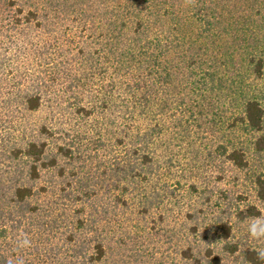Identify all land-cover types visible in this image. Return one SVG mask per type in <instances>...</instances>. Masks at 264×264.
<instances>
[{
    "label": "trees",
    "instance_id": "trees-1",
    "mask_svg": "<svg viewBox=\"0 0 264 264\" xmlns=\"http://www.w3.org/2000/svg\"><path fill=\"white\" fill-rule=\"evenodd\" d=\"M9 2H17L18 23L27 27L40 31L46 26L53 31L56 26H64L67 35L54 34L52 39L70 44L62 48L52 43L45 69L47 79L40 76L37 83L31 84V90L21 95V102L26 109L36 111L50 100L48 89L53 93L59 90L52 97L56 105L64 93L65 99L73 100L67 106L74 105L76 113L84 117L91 116L95 107L102 111V124L106 126L97 131L94 148L97 151L109 147L114 154L107 163L110 176L107 171L106 176L103 171L91 174L97 192L124 201L119 191L125 188L121 180L128 178L131 189L142 188L139 203L147 202L142 184L153 166L158 177L179 163L177 152L172 149L192 145V134H202L206 125L224 121L229 106L236 109L229 108L225 115L230 136L221 148L223 162L248 172L254 196L264 208V174L251 166L248 149L234 140L240 131L251 137V150L264 149V137L255 135L263 127V95L254 83L264 76V0H242L245 3L241 12L234 11L238 5L231 0ZM229 8L231 14L225 18L223 12ZM47 49L39 51L46 54ZM105 74L106 84H96L97 93L91 100L97 103L83 105L84 91H94V87H89L92 78H103ZM56 84L60 85L58 89H54ZM52 129L50 123H37L35 137L22 140L9 151L8 157L15 162L9 168L15 170L0 172V241L1 237L5 240V244H0V264L11 262L8 255L14 256V251L10 249L7 254L6 249L11 246L15 229L26 225L32 239L37 237V263L27 264H42L40 261L49 259V264H103L107 245L96 231L94 207L89 208L87 216L83 207L75 206L72 219L58 212V205L51 206L53 202L42 199L60 189L54 179L64 178L61 159H69L73 152L64 141L56 145L53 153L49 150L42 137H51L56 132ZM166 149L168 152L164 153ZM45 172L53 175L48 183H40ZM72 184L61 190V198L64 196L70 205L78 200ZM232 200L226 219L217 227L222 245H182V256L189 258L186 255L191 253L186 251H203L201 257L192 255L197 260L194 264H222L226 255L241 251L247 264H264V254L254 249L244 251L229 239L234 221L256 216L260 210L255 205L242 208L238 199ZM148 208L149 205L145 207ZM196 233L197 225H193L192 234ZM42 242L49 244L44 253L38 249Z\"/></svg>",
    "mask_w": 264,
    "mask_h": 264
},
{
    "label": "rangeland",
    "instance_id": "rangeland-1",
    "mask_svg": "<svg viewBox=\"0 0 264 264\" xmlns=\"http://www.w3.org/2000/svg\"><path fill=\"white\" fill-rule=\"evenodd\" d=\"M9 1L0 0V172L15 170L14 167L9 168L15 163L9 158V151L22 140L34 138L37 123H50L53 127L52 132H56L51 137H42L48 143L49 150L53 153L56 145L64 141L66 145L71 146L73 152L69 159H61L62 166L65 167L64 178L54 179L60 184V189L42 199L53 202L51 206L58 205V212L62 211L66 218L72 219L75 206L80 209L83 207L87 216L89 208L94 207L96 231L100 232V237L107 245V251L102 258L103 264H194L197 260L193 259L192 255L201 257L203 251H200V254L197 251H186L191 254L186 255L189 258H185L182 256L183 251H179L180 247L187 244L192 246V243L220 247L223 242L218 240L217 227L219 222L226 219L228 205L233 203L232 199H238L236 201L242 208L255 205L260 213L241 221L233 220L230 241L235 242L244 251L254 249L264 254V208L254 196L252 180L248 172L227 166L221 154L222 145L230 136L225 115L231 107H226L224 121L219 119L215 124L206 125L202 134L200 132L192 134V145H179L173 149L171 147L172 152H177L176 159L179 163L170 167L168 171L164 170L158 177L156 167L153 166L152 173L147 174V179L142 184L143 191L148 196L147 202L139 203L137 198L142 195L139 193L142 188L131 189L128 178L121 180L125 188L119 191V195L125 197L124 201L122 198L114 199L110 194H102L99 190L97 192L91 174H101L103 171L106 176L107 171V175L110 176L107 163L114 154L109 147L98 148L97 151L94 148L93 141L99 133L97 131L106 126L102 124V111L95 107L91 116L84 117L76 113L74 105L67 106V103L73 100L65 99L67 95L64 93L62 94L64 97L56 105L52 97L57 95L59 90L53 93L48 89L46 92L50 100H45L36 111L26 109L21 102V95L31 90V84L37 83L40 76L47 79L45 69L48 66L47 61L52 50L49 47L52 43L62 48L70 44L64 40L53 42L54 34L61 37L67 35H64V26H56L53 31L50 27L44 26L39 31L35 27L18 23L19 14L14 4L17 2ZM231 2L238 5L236 8L230 6L234 11L241 12L244 8L242 5L245 2L242 0ZM177 4L175 2V5ZM223 14L227 18V15L231 14V9L225 10ZM44 48H49L48 53L44 52L48 54L46 59L43 58L46 54L39 51ZM40 53L42 54L39 55ZM60 54L63 55V52ZM107 76L108 74H105L102 78V75H95L92 78L94 81H90L89 87H94L92 88L94 91L89 90L91 93L84 91L83 105L91 106L97 103L91 101L97 93L96 84L99 82L106 84ZM98 79L101 80L97 81ZM254 83L263 95L264 109V76ZM59 87L60 85L56 84L54 89ZM43 90L45 91L44 86ZM105 114L107 115L106 112ZM96 120L100 123L98 124ZM235 134V142L248 149L251 166L264 174V149L254 152L249 146L251 139L249 135L240 131ZM255 135L264 137V122L261 131ZM101 136L106 138L103 133ZM197 136L201 138H196ZM165 152L168 150H164ZM52 175L53 173H43L39 182L48 183ZM72 182L77 189L78 200L70 205L64 196L61 198V190L62 187L67 190ZM85 191L89 194H85ZM146 203L149 205L148 210L145 209L148 207ZM193 225H197L196 234H192ZM14 233L11 246L6 249L7 254L10 249L14 251V256L8 255V260L11 261L9 264H27L30 261L37 263L34 253L37 251L35 245L37 237L32 239L33 234L29 225L20 226ZM6 239L8 240V237ZM56 239L58 237L53 241ZM4 241L1 237L0 244H5ZM42 243L38 249L44 253L48 250L49 244ZM240 252L226 255L222 264H247ZM47 261L49 264L50 259ZM40 262L46 264L44 261Z\"/></svg>",
    "mask_w": 264,
    "mask_h": 264
}]
</instances>
